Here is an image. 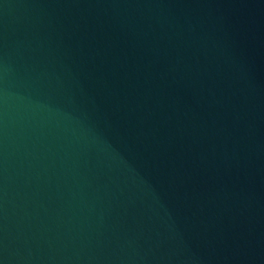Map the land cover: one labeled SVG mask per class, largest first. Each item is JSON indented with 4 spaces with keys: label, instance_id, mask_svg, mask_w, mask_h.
<instances>
[{
    "label": "water",
    "instance_id": "obj_1",
    "mask_svg": "<svg viewBox=\"0 0 264 264\" xmlns=\"http://www.w3.org/2000/svg\"><path fill=\"white\" fill-rule=\"evenodd\" d=\"M0 264H264V0H0Z\"/></svg>",
    "mask_w": 264,
    "mask_h": 264
}]
</instances>
